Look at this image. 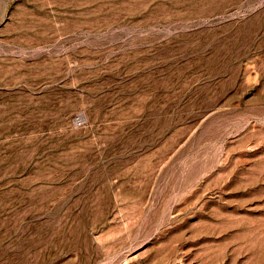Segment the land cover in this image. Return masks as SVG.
I'll list each match as a JSON object with an SVG mask.
<instances>
[{"label":"rangeland","instance_id":"1","mask_svg":"<svg viewBox=\"0 0 264 264\" xmlns=\"http://www.w3.org/2000/svg\"><path fill=\"white\" fill-rule=\"evenodd\" d=\"M0 264H264V0H0Z\"/></svg>","mask_w":264,"mask_h":264},{"label":"built area","instance_id":"2","mask_svg":"<svg viewBox=\"0 0 264 264\" xmlns=\"http://www.w3.org/2000/svg\"><path fill=\"white\" fill-rule=\"evenodd\" d=\"M77 125H78V126H82V125H83V122H82L81 120H78V121H77Z\"/></svg>","mask_w":264,"mask_h":264}]
</instances>
